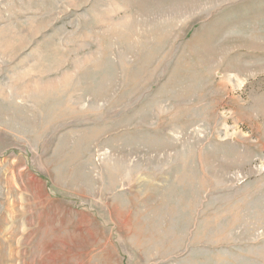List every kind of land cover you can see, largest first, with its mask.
Instances as JSON below:
<instances>
[{
	"label": "rangeland",
	"instance_id": "obj_1",
	"mask_svg": "<svg viewBox=\"0 0 264 264\" xmlns=\"http://www.w3.org/2000/svg\"><path fill=\"white\" fill-rule=\"evenodd\" d=\"M0 264H264V0H0Z\"/></svg>",
	"mask_w": 264,
	"mask_h": 264
}]
</instances>
